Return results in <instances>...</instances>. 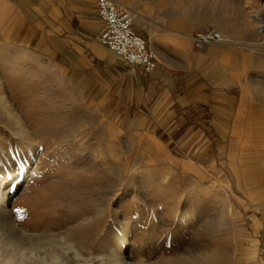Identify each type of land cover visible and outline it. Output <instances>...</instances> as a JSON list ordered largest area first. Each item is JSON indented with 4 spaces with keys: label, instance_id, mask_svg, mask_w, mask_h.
I'll list each match as a JSON object with an SVG mask.
<instances>
[{
    "label": "rangeland",
    "instance_id": "374dc122",
    "mask_svg": "<svg viewBox=\"0 0 264 264\" xmlns=\"http://www.w3.org/2000/svg\"><path fill=\"white\" fill-rule=\"evenodd\" d=\"M118 1L135 25L206 24L238 48L231 133L217 124L227 137L215 139L193 121L179 140L140 129L0 31V183L13 175L1 188L0 249L25 244L67 264H264V0ZM198 129L206 134L191 136Z\"/></svg>",
    "mask_w": 264,
    "mask_h": 264
},
{
    "label": "crops",
    "instance_id": "0c3cea01",
    "mask_svg": "<svg viewBox=\"0 0 264 264\" xmlns=\"http://www.w3.org/2000/svg\"><path fill=\"white\" fill-rule=\"evenodd\" d=\"M136 24L158 57L150 73L125 63L100 41L103 21L95 0H0L1 36L8 38L3 42L72 79L103 108L113 103L138 128L169 130V137L172 133L178 140L190 131L182 132L181 126L191 121L206 122L215 139H225L216 125H227L231 133L241 98L233 69L238 48L216 43L195 49L193 35L206 24L191 22L177 33L156 16ZM219 26L234 36L227 26ZM200 107L205 114L198 113ZM202 133L198 129L191 136Z\"/></svg>",
    "mask_w": 264,
    "mask_h": 264
},
{
    "label": "built area",
    "instance_id": "2783aa9c",
    "mask_svg": "<svg viewBox=\"0 0 264 264\" xmlns=\"http://www.w3.org/2000/svg\"><path fill=\"white\" fill-rule=\"evenodd\" d=\"M95 9L103 21L100 41L125 63L150 73L158 63L157 54L135 28V14L118 0H95ZM197 47L224 44L227 39L214 27H208L193 37Z\"/></svg>",
    "mask_w": 264,
    "mask_h": 264
},
{
    "label": "bare ground",
    "instance_id": "6f19581e",
    "mask_svg": "<svg viewBox=\"0 0 264 264\" xmlns=\"http://www.w3.org/2000/svg\"><path fill=\"white\" fill-rule=\"evenodd\" d=\"M133 13L135 14L134 11H133ZM262 19L264 21V18H262ZM21 131H22V134L25 135L26 132H27V129L25 127H23L21 129ZM29 146L30 145H28L27 148H29ZM29 167H30V165H27L25 167V170H22L20 172V174L17 175L16 177L14 176L15 178L18 179L17 182H20L21 180H23L22 174ZM12 179H13V175L11 173H9L8 176L4 180L1 181V183H0V194H1V190H2L1 188H3V186H5L6 184H8ZM5 201L6 200L3 199V197H0V210L1 209L2 210L4 209V205L3 204H4ZM3 212H6V211L3 210ZM10 217H7V218H10ZM119 232H121V233L118 234L119 235L118 237L121 239L123 236H125L126 234H128V233L131 232L130 231V227L127 228V229H120ZM60 241H62V240H60ZM62 244H64V248L66 249V252L67 251H70V250H73L74 251V255L77 258V260H80L81 259V254L73 247V245L71 243H68L66 241H62ZM47 258L44 257V256H40L39 249H36L33 246L28 247V245H25V244L21 245V247L18 248V249H12V250H9V249H0V264H67V262L64 261L59 255L58 256H56V255L53 256L52 255V257L50 258V261L47 260ZM110 262L112 264H123L121 262V260L118 259V258H116V257H111L110 258Z\"/></svg>",
    "mask_w": 264,
    "mask_h": 264
},
{
    "label": "snow or ice",
    "instance_id": "6c2138e0",
    "mask_svg": "<svg viewBox=\"0 0 264 264\" xmlns=\"http://www.w3.org/2000/svg\"><path fill=\"white\" fill-rule=\"evenodd\" d=\"M16 211H19V210H16Z\"/></svg>",
    "mask_w": 264,
    "mask_h": 264
}]
</instances>
